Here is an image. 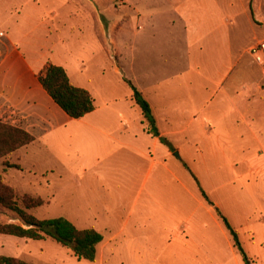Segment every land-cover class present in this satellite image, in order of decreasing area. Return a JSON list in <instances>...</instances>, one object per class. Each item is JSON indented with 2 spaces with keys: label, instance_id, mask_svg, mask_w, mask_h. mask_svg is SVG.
Masks as SVG:
<instances>
[{
  "label": "rangeland",
  "instance_id": "1",
  "mask_svg": "<svg viewBox=\"0 0 264 264\" xmlns=\"http://www.w3.org/2000/svg\"><path fill=\"white\" fill-rule=\"evenodd\" d=\"M178 4L184 8L185 20L182 13L174 9ZM137 11L141 14V22ZM186 20L195 26L194 38L202 37L201 51L195 48L196 43L193 48L190 45L192 35H188ZM124 27L128 29L125 36L121 32ZM134 29L136 33L133 34ZM0 34L1 40L13 42L18 54L33 65L37 58H56L60 64L61 59L82 60L84 68L79 85L99 92L100 96L96 98L99 104L109 96L124 94V88L118 84L116 73L110 67L121 70V51L122 58H127V72L128 58L135 59L134 73L147 70L149 62L156 67L157 58H179V61L190 54L203 67L207 79L203 84L211 90L207 95L209 98L218 93L215 84L225 67H229L227 59L241 58L226 86H235L232 80L236 87L241 85L242 88L251 82L247 87L253 94L247 102L264 103V75L249 55V49L264 38V0H34V4L31 0H0ZM180 62L185 65L184 61ZM253 79L258 80L252 82ZM213 102L205 111L209 121L225 114L223 108L227 107L225 103H217L218 96ZM261 139L264 142V135ZM247 145L243 138L242 150ZM247 153L243 152L242 158ZM52 156L47 158V154L40 153L34 159L23 160L25 166L36 163L35 168L43 171L41 173L28 166L25 168L14 157L0 159V195L38 220L63 218L78 229L90 227V222L84 220L81 213L75 215V207L82 206L81 202L89 203L97 192L105 193L106 199L105 188L96 187L89 173L81 175L71 165L73 151L60 149ZM195 161V158L188 160L193 171L196 170ZM201 165L194 173L203 179L207 188L216 191L217 184ZM243 168L238 169L241 180L235 183L236 189L242 190L240 208L220 191L214 196L221 204L220 215L237 234L249 262L264 264V224L259 218L264 216V173L249 178ZM176 169L179 179L188 177L178 165ZM184 181L194 195L191 198L179 189L177 193V200L184 201V210L194 213L193 232L187 248H183L179 238H174L176 224L168 217L163 214L159 217L156 213L148 218L136 213L127 234L130 240L137 241H132L131 246L118 244L107 249L101 261L99 258L93 263L78 261L68 249L50 240L32 241L4 235H0V256L27 264H244L219 216L207 206L200 208L194 200L198 196L195 187H190L187 179ZM104 183L113 194L109 211L115 216L121 209L117 204L126 203L128 194L123 196L117 181L108 179ZM170 200L163 194V204L168 205ZM37 202H40L38 206ZM139 210L137 208V212ZM0 223L19 225L20 220L0 205ZM110 224L117 227L115 221ZM182 252L186 255H181Z\"/></svg>",
  "mask_w": 264,
  "mask_h": 264
},
{
  "label": "crops",
  "instance_id": "2",
  "mask_svg": "<svg viewBox=\"0 0 264 264\" xmlns=\"http://www.w3.org/2000/svg\"><path fill=\"white\" fill-rule=\"evenodd\" d=\"M31 1L34 4V0ZM179 6L178 4L174 9L182 13L183 17L184 8ZM137 14L141 22L140 12L137 11ZM183 19L185 20L184 17ZM185 27L188 35H192L191 47L196 43L195 48L199 49L202 37L194 38L197 31L193 34L195 26L189 25L187 20ZM127 31L126 27L121 30L124 36ZM135 31L134 29L132 33H136ZM263 40L264 38L257 44ZM122 57L121 51V70L110 67L116 73L118 84L124 88V94L109 96L99 104L96 99L100 96L99 92L94 93L79 85L84 68L82 60L61 59L60 64L56 58H37L33 65L18 54L13 42H5L0 38V123L20 129L33 138L31 143L7 157L20 160L23 166V160L34 159L40 153L53 158L54 151H73L71 165L81 175L89 173L96 182V187L99 185L101 189L105 188L107 193V198L104 199L105 193L97 192L96 197L91 196L89 203L81 202L82 206L75 204L74 211L76 216L81 213L84 220L90 222V227L85 229L94 230L102 236V242L96 249V258L100 261L107 249L118 244L131 246L137 241L132 238L130 240L127 234L136 213L148 218L156 213L159 217L162 214L168 217L176 224L174 238H179L183 248H187L193 232L191 223L194 221V213L184 210V201L177 200V193L182 190L191 198L194 195L191 189L188 190L184 180L187 179L190 187H195L198 196L194 200L199 207L207 206L217 214L221 209V204L214 196L217 191L224 193L228 201L241 207L242 190L236 189L235 185L236 181L241 180L239 168L244 167L249 178L264 173V142L261 139L264 135V103L247 102L248 97L253 94L247 87L251 82L242 88L241 85L236 87L235 80H232L235 86H226L241 58L227 59L229 67H225L215 84L218 93L209 98L207 95L211 90L203 84V80H207L203 67L190 54L179 61V58H157L156 67L153 62H149L147 70L139 73H134V58H128L127 72V58ZM180 61H184L185 65L179 64ZM47 65L63 68L74 87L89 92L94 100V110L91 113L79 120L71 119L53 102L39 82V76ZM257 67L264 75V63L257 64ZM100 71L103 75V70ZM258 79H253L252 82ZM126 82L143 95L155 119L159 138L164 139L168 145L146 133L141 113L130 101L132 90ZM217 96L218 104H227L223 108L225 114L209 121L205 118V111L208 105H213ZM243 130L246 132L244 135ZM243 138L248 145L242 150ZM243 152H248L244 158ZM87 158L89 162H86ZM189 158H195L196 170L202 164L204 171L217 184L216 191L207 188L203 179L196 176V170L193 171L188 162ZM177 165L186 171L188 177L185 175L183 179L178 178ZM27 166L33 171L43 172L35 168L38 166L36 163ZM40 169L52 173L51 170ZM81 177L79 178L83 179ZM75 178L79 179L77 176ZM108 179L118 182L117 188L122 190L124 197L128 194L126 203L117 204L121 209L115 216L109 211L114 199H111L113 194L108 192L109 186L104 183ZM163 194L171 199L168 205L162 202ZM137 208H140L138 212ZM259 218L264 224V216ZM112 221L116 222V228L110 224ZM181 255L186 253L182 252Z\"/></svg>",
  "mask_w": 264,
  "mask_h": 264
},
{
  "label": "trees",
  "instance_id": "3",
  "mask_svg": "<svg viewBox=\"0 0 264 264\" xmlns=\"http://www.w3.org/2000/svg\"><path fill=\"white\" fill-rule=\"evenodd\" d=\"M43 90L53 102L71 119L79 120L94 110V100L88 91L74 87L63 68L47 65L43 74L39 76ZM131 90L130 101L137 107L142 116V124L146 126V133L154 138H159L155 119L143 95L126 82ZM160 142L168 145L164 139ZM33 138L24 131L0 123V159L14 153L19 148L28 145ZM202 197L208 202L206 196ZM209 203V202H208ZM40 202L36 203L38 206ZM0 205L14 213L20 224L0 223V235L26 239L32 241L50 240L57 245L68 249L78 261L93 263L96 258L97 246L102 242V236L91 229L79 230L71 222L63 218L38 220L13 201L0 195ZM219 219L230 234L233 247L241 256L244 264H251L243 253L235 231L230 227L224 217L217 211ZM0 264H27L23 261L0 256Z\"/></svg>",
  "mask_w": 264,
  "mask_h": 264
},
{
  "label": "built area",
  "instance_id": "4",
  "mask_svg": "<svg viewBox=\"0 0 264 264\" xmlns=\"http://www.w3.org/2000/svg\"><path fill=\"white\" fill-rule=\"evenodd\" d=\"M249 53L257 64L262 65L264 63V40L252 47Z\"/></svg>",
  "mask_w": 264,
  "mask_h": 264
},
{
  "label": "water",
  "instance_id": "5",
  "mask_svg": "<svg viewBox=\"0 0 264 264\" xmlns=\"http://www.w3.org/2000/svg\"><path fill=\"white\" fill-rule=\"evenodd\" d=\"M175 156L178 157L177 154H175Z\"/></svg>",
  "mask_w": 264,
  "mask_h": 264
}]
</instances>
